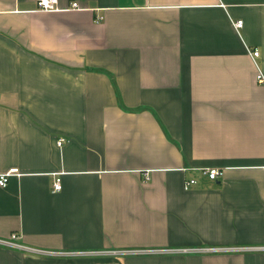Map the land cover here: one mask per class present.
<instances>
[{"label": "crops", "instance_id": "obj_1", "mask_svg": "<svg viewBox=\"0 0 264 264\" xmlns=\"http://www.w3.org/2000/svg\"><path fill=\"white\" fill-rule=\"evenodd\" d=\"M58 8L0 0V264H264V0Z\"/></svg>", "mask_w": 264, "mask_h": 264}, {"label": "built area", "instance_id": "obj_2", "mask_svg": "<svg viewBox=\"0 0 264 264\" xmlns=\"http://www.w3.org/2000/svg\"><path fill=\"white\" fill-rule=\"evenodd\" d=\"M37 5L39 9L42 10H47V11H54V10H59L58 8V0H37ZM71 7L73 8H77L78 7V3L77 2H72ZM102 19V17L100 18ZM235 25L237 27H241L242 26V20H239L235 23ZM253 54V57L258 56L259 51L258 50H253L251 51ZM259 81L264 80V75L261 71H259L258 76H257ZM205 174H207L211 179H216L220 173L221 170L217 167H209L203 170ZM20 171L18 170V168H12L10 170H8L5 173H1L0 174V186L4 187L7 185V183L9 182V179L12 175H20ZM146 178H148V176L146 175ZM196 179L192 178V179H187L185 181V188H190L193 184H195ZM62 189V182H61V178L60 177H56V179L53 182L52 185V191L57 192L60 191ZM19 239V234L17 232H13L10 236L9 239H0V244L4 245V246H8V247H13V248H18V249H24V246L20 243V242H16ZM243 248H247L248 247H241V246H235V247H227V248H219V249H233V250H239V249H243ZM260 248H264V246L260 247ZM210 249H215V248H210ZM112 251H117L116 253H123L125 252V254H156V253H160V252H169L171 250L169 249H164V248H156V249H144V248H135V249H127V250H112ZM71 254H108L111 253V251H83V252H70Z\"/></svg>", "mask_w": 264, "mask_h": 264}]
</instances>
